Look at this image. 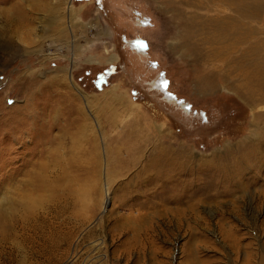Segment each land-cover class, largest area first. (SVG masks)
I'll return each mask as SVG.
<instances>
[{
    "label": "rangeland",
    "instance_id": "rangeland-1",
    "mask_svg": "<svg viewBox=\"0 0 264 264\" xmlns=\"http://www.w3.org/2000/svg\"><path fill=\"white\" fill-rule=\"evenodd\" d=\"M199 1L0 0V264L264 262V149L233 184L223 172L264 143V66L246 65L264 62V48L244 63L231 64L246 47L235 42L222 62L187 51L178 58L184 49L168 48L184 21L226 43L231 27L203 20L228 10ZM255 27L261 33L247 45L264 46V21ZM202 76L218 86L200 90ZM237 143L241 150L230 148ZM174 158L186 164L177 177L167 172ZM148 162L166 186L149 188L153 173L133 181ZM156 194L154 207L134 205ZM177 201L179 229L154 213ZM113 209L145 211L160 252L125 261L123 236H111Z\"/></svg>",
    "mask_w": 264,
    "mask_h": 264
},
{
    "label": "bare ground",
    "instance_id": "bare-ground-1",
    "mask_svg": "<svg viewBox=\"0 0 264 264\" xmlns=\"http://www.w3.org/2000/svg\"><path fill=\"white\" fill-rule=\"evenodd\" d=\"M62 1H63V3H66L67 2V0H62ZM188 1H190V0H188ZM211 1H213V2H215L217 4H219V5H221L222 7H226V9L228 10V14L223 15L224 12L222 11V13L219 16H217L215 19L214 18L211 19V17H209V19H208L207 17L204 16L205 18H204L203 21H204V23L209 22L210 25L211 24H214V22L216 21V23H220L224 27H226V26L231 27L229 29V31L227 30V35L224 37L225 40H222L220 42V43H222V42L226 41V43H224V44H222V46H220L219 44H217V42H215L213 40L214 38L212 39V37L210 35H211V32H212L211 30H213V28H210V29L202 28V27L199 26L200 25L199 23H198L199 25H195L194 22H192L193 23L192 24L190 22V20H189V24H185V21H184L183 22V27H181L182 24L180 25V27L182 28L183 32L181 31V33H182L181 38H180L181 40L176 39V41L174 42L176 47L182 48V49L186 50L188 53L198 54V55H200V59L201 60L204 59L207 62L210 61V60H212V59H219L218 61L222 62V60H223L222 54H224L225 51H227V50L229 51V49H230V51L232 50V51L235 52L234 48H236L235 46L237 44L239 46H241V47L246 45V47H243L242 54L237 55L236 57H234L233 58V61L231 62V64L232 63H238V62H236L238 60H242V63H244L246 60L252 58V55H251L252 52H255L256 53L257 51H260V50H262V48H264V46L262 45L263 43L260 44L259 42H257V40H256L257 43L255 42L254 44L252 43L249 46L247 45V40H249V38H247V36H249L251 34H257V33L260 32V30L258 31V29L255 26H256V21H259V20L264 21V0H208V4L211 3ZM197 3L200 4L201 2L199 0H197L196 4ZM50 7L51 8H49L50 9L49 11H52V8L53 7L52 6H50ZM70 7L71 6H67V8H68L67 10L68 11L71 10ZM197 9H199V8H197ZM206 11H208V10H206ZM216 11H218V10H216ZM188 15H190V14H188ZM184 18H185V16L183 15V17L181 19L184 20ZM200 18H202V17H200ZM68 19L70 20V18H68ZM188 19L186 17V20H188ZM190 19H192V17ZM198 20H199L198 22L203 23L202 19L201 20L198 19ZM232 24H234V25L235 24L236 25H240V28H237V27L232 28V26H233ZM202 35H206V36L204 38L200 39L198 42L189 41L190 40L189 38H193V37L196 38L197 36L199 38H201ZM232 42H235L237 44H234ZM251 42H253V40H251ZM205 52L212 53L211 56L213 58L211 56H209ZM203 54H204L205 58L203 57ZM213 54H214V56H213ZM191 55H193V54H191ZM201 55H202L203 58L201 57ZM263 61H264V58H263ZM224 63H227V62H224ZM263 63L264 62H262L261 60H259V61H256L255 60L253 62H250L249 65L248 64H246V65L249 66V68L250 67H252V68L255 67V69H257V68L259 69L260 67H263L264 66ZM200 78H201L200 80L204 81L203 82L204 84L203 85L201 84V86H200V90L210 91V90H212V89H214V88H216L218 86V85L214 84L212 80H209L208 81V78H206L205 76H202ZM250 78H252V77H250ZM262 80L264 81V79H262ZM224 82H226V81H224ZM71 84L75 87V85L72 82H71ZM35 90H37V88H35ZM75 90L77 92L81 93L80 90H78L77 88ZM254 126L255 125L253 124L252 125L253 130H251L252 131V135L257 134V132H255V129H257V128H255ZM238 143L236 145H231L230 148H232V146H233V148H232L233 150H241V148H236V146L238 145ZM226 145H228V144L224 143V146H226ZM238 146H240V145H238ZM247 148H248L247 149L248 150L247 152L245 151L242 154L237 153V155L235 156V163L233 164V166H227V168L223 169V172L224 173L225 172L227 173L226 175H224V177L225 178L227 177L228 178L227 181L228 182L230 181L231 184H233L232 181H231V179H233L234 177L235 178L238 177L239 172L241 171V168L242 169L243 168H247L249 162L256 163L258 161L259 155L261 154V153H259L260 152L259 150L264 149V143H261V142L254 143V144H252L251 146H249ZM134 150H135L134 153H136V156H139L142 149L140 147H137ZM242 150L244 151V150H246V148L243 147ZM162 155H164V154H162ZM172 163H175V164H170V167L171 168L167 172L170 173L171 175L177 177V176L180 175L179 169L181 167H184L186 164H184L183 166H181V163L182 162L180 163V162L176 161V158H174V162H172ZM200 164H201V161H200ZM164 165H168V163L167 162H164ZM202 165L203 166H205V165L210 166V165H208V163H204V162L202 163ZM228 165H230V164H228ZM158 169L159 168H157V166L153 162H148V164H144V167H142L139 170V172L136 175V178L133 179V181H135L136 183L140 184L138 182L139 178H143V179H147L148 178L150 180V178H151L150 175L153 173L154 175L156 174L153 177L154 183H151L150 182V184H149L150 187L149 188H151V186H152V188H154V187L155 188H161L162 186H166L165 183H163V180H162V174H165V173L163 172V173H161V174L158 175L157 173H159V172H156V171H158ZM183 171L184 170H182V172ZM184 173H185V171H184ZM222 177H223V175H222ZM242 178H243V176H242ZM217 180H219V178H217ZM138 184H137V186H138ZM233 186H235V185H233ZM143 188L144 187H139L138 188V191H144ZM178 191L179 190L176 189L174 192H178ZM216 194H218V193H216ZM121 196H122V199L123 200L124 199L126 200L129 197L128 195H121ZM150 196H151V198L150 199H147L145 202H142V201L134 202V205L136 207H138L139 209H143V208L148 209V208L154 207L155 205H157L160 202V200H161L160 197L162 195H157L156 194V195H150ZM167 198L168 199L169 198H172L170 200H176V199L179 198V195H177V193L176 194H173V195H168V193H167ZM179 203L180 202L177 201L175 203V206H173V208L172 207H166L165 204H164L162 206L163 208L160 210L161 212L158 211V210H155L154 213L155 214L158 213L159 214L158 219L161 218L162 220H164V222L167 225L170 226L171 224H174V225H176V228L179 229L181 227V224H182V208L177 206V205H179ZM109 217L113 220L112 223L114 224V226H113L114 228H110L111 236L113 238H117L118 236H121V237L123 236L122 237V240L119 243V246L121 248H119L118 250L120 252L119 254L121 256L123 255L125 261H130L129 260L130 257L133 254L135 255V253L137 255H139V256L143 255V256H145L148 259H151L150 255H154V254H150L151 251H153L154 253H158L159 250L158 249H155L156 248L155 246L153 248V245H152L153 244V240H152L151 236L153 235V232H152V226H151V224L153 222L151 223V221H150V219L147 216V213L145 211H143V212H134V213L128 211L125 214H119V213H117L113 209V210L110 211V216ZM150 217H151V215H150ZM88 218H89L88 215H84V216H82L79 219L81 221H83L84 219H88ZM138 220H141V224L138 223L139 222ZM145 221H148V225L147 226H142V224ZM99 225L100 224H97V226H99ZM101 227H102V225H101ZM154 229H155V227H154ZM62 235H63V233H62ZM63 236H65V238H67V233L65 232V235H63ZM62 240H65V239L62 238ZM55 246H57V243L50 244V250L54 249ZM148 249H149V251H148ZM49 253H51V252H49ZM111 258H112V260H116V259H118V256L114 253ZM138 262H139V260H138ZM262 264H264V262H262Z\"/></svg>",
    "mask_w": 264,
    "mask_h": 264
},
{
    "label": "crops",
    "instance_id": "crops-1",
    "mask_svg": "<svg viewBox=\"0 0 264 264\" xmlns=\"http://www.w3.org/2000/svg\"><path fill=\"white\" fill-rule=\"evenodd\" d=\"M173 49H176V50H178L180 52V48L176 47L174 42L171 43V46H170V48H168V50H171V52H172ZM185 51L186 50H183V52H181V54H180V56L178 58H180L182 55H185L186 54ZM181 58H183V57H181Z\"/></svg>",
    "mask_w": 264,
    "mask_h": 264
}]
</instances>
